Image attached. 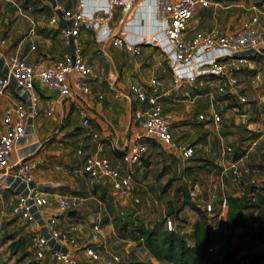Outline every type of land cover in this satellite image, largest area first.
<instances>
[{
    "label": "crops",
    "instance_id": "1",
    "mask_svg": "<svg viewBox=\"0 0 264 264\" xmlns=\"http://www.w3.org/2000/svg\"><path fill=\"white\" fill-rule=\"evenodd\" d=\"M224 1L231 4L234 0ZM244 1L252 3L251 0ZM60 2L65 9H70L75 3L82 2L83 11L86 14L102 6V0H60ZM133 4L132 12L136 11L138 15L148 14L150 10L148 2L133 0ZM251 8L264 11V2L256 1ZM248 10L246 9L247 13ZM224 12L212 13L209 10H198L190 22V28L201 30L204 28V23L210 25L214 23L212 27L217 28L215 19L224 16ZM55 14L51 0H0V77L7 74L6 58L10 55H16L28 62L41 61L44 67H53L62 55L73 53V44H65L57 34V27L66 26L65 21L58 18L57 26H47L48 18ZM109 26L116 27L115 18ZM124 30L125 34L130 36L134 35L135 31H142L136 27L135 22L126 24ZM77 42L83 61L91 68V74L87 80L89 92L82 97V101L70 99L59 102L55 94L45 92L37 83L34 84L36 91L34 104L31 103L28 93L16 87L13 82L0 92V130H2L1 118L6 107L22 101L27 115L24 138L12 148L8 166H13L32 154L35 159L40 158L41 163L33 172L31 187L43 193L48 200V205L42 208L28 201L30 220L17 221L10 215V208L14 196L25 195L24 188L18 180L1 175L0 183L7 186L8 190L0 196V220L8 212L16 223L26 225L30 235L37 230L41 235L46 236L43 222L49 215H55L58 216L57 230L70 234L79 247H83L89 243L91 229L95 224L99 228V245H104L106 242L111 244V241L116 239L113 233L115 227L113 220L117 218L116 214L121 210V206L129 202L115 200L111 204L104 205L103 200L100 199L102 195L105 197L109 193L114 199L115 196L107 187L93 184L82 173L81 160L76 155V151L81 150L85 154L93 153L95 146L91 137L93 134L103 139H110L113 133L119 144L126 139L134 138L138 129L132 114L139 105L133 99L128 100V83L137 84L146 94H150L153 87L149 85V81L145 82L147 73H144L143 77L139 76L137 59L131 58L109 44L98 43L94 33L81 32ZM141 50L143 54H149L152 50L159 53L152 46L144 45ZM255 59V62L252 60V68L261 76L259 85L250 86L247 83H240L238 76L240 77V74L244 72L243 66H239L235 72L238 90L245 95L246 105L238 103L234 96L218 94L213 82H204L205 80L192 88L172 91L170 71L164 68L165 65H161L158 71L159 76L150 77V79L156 78L159 81L157 105L171 123L173 141L177 144L192 146L205 157L194 155L192 159L184 161L172 148H160L151 140L143 139L147 147L146 157L150 155L146 162L154 164V156H151V153L155 154L154 149L158 147L168 156L160 157V160L156 162H163L164 166H168L171 163L170 160L174 161L171 170L176 175V179L181 182L192 178L205 180L207 177L208 180L206 179L207 182L204 185L202 181L199 183V190L203 193L209 191L216 196L217 193L211 190L212 186H216V182L221 185V192L225 197L235 191V187L226 176L229 172L228 160L226 158L223 163L220 162L217 154L221 146H228L230 142L241 145L242 142L238 143L240 139L243 141L251 135L253 129L264 126V115L259 113V104H264V52L261 56H255ZM48 99L53 100L54 105L52 113L46 116L44 113ZM33 109L37 112L36 116H32ZM84 110L88 124L86 127H81L79 112ZM211 113L219 116L218 124H212L209 121L206 124L197 119L201 115L204 120H207ZM254 115L258 119L256 117L251 119ZM260 124L262 126L259 127ZM263 136L262 131L261 137ZM102 147L101 156L111 165L117 166L121 175L127 173L130 175V185L134 193L137 195L138 192L143 191L148 178L144 175L146 163H142L146 157L139 165L130 168L123 165L117 156L109 151L106 140H103ZM204 162H210V164L203 165ZM211 166H217L216 171L210 170ZM230 179L232 182L231 177ZM58 196L77 197L80 199L78 208L64 214H57L54 211V201ZM205 198L202 199L204 203L214 205L212 203L214 198H208L207 201ZM96 208L98 211L93 213ZM129 246L133 247L134 243L133 245L128 243L126 247ZM132 247H129V251H125L126 261L119 264L141 262L136 258L135 249ZM145 254L142 256L143 259L152 260L150 255ZM75 255L78 260H85L80 252H76Z\"/></svg>",
    "mask_w": 264,
    "mask_h": 264
},
{
    "label": "built area",
    "instance_id": "2",
    "mask_svg": "<svg viewBox=\"0 0 264 264\" xmlns=\"http://www.w3.org/2000/svg\"><path fill=\"white\" fill-rule=\"evenodd\" d=\"M51 1L56 14L48 18L47 26H57L58 18L65 21L66 26L57 27V34L65 44H73V53L62 55L53 67H44L41 61L28 62L16 55L8 56L6 58L7 74L0 77V92L13 82L16 87L28 93L31 103L34 104L36 98L34 84L37 83L45 92L55 94L59 102L70 99L82 101V97L89 92L87 80L91 74V68L83 61L77 41L81 32H92L98 43L109 44L133 59L141 56V47L144 45L156 48L162 63L170 71L172 91L192 88L205 80L204 82H213L218 94L234 96L238 103L247 104L245 95L238 90L235 72L239 66L250 71L252 58L261 56L264 52L263 10L251 8L247 18L232 31H221L215 27L200 31L190 28V22L196 11L209 10L212 13L227 11L230 4L224 0H143L149 3L150 10L146 15H138V12H132L134 11L133 0H102V6L94 9L90 14L83 11L82 2H77L70 9H65L60 0ZM113 18L116 22L115 28L109 26ZM131 22H135L136 27L142 31H135L132 36L125 34V25ZM257 82H259L258 74L248 81L250 86H255ZM128 84V100L133 99L139 105L132 114L138 129L137 135L119 144L113 133L110 139H103L93 134L91 137L95 142L94 152L85 154L77 150L76 155L81 160L82 173L93 184L107 187L115 196V200L137 204L139 201L130 185V175L128 173L121 175L117 166L111 165L101 156L103 140L108 142L109 151L117 156L123 165L130 168L139 165L147 155V147L143 139L151 140L160 148H172L184 161L194 157L195 149L173 141L171 123L157 105L159 81L156 78L149 80V85L153 87L150 94H146L137 84L130 82ZM53 105V100L46 101L44 113L46 116L52 113ZM85 112V110L79 112L81 127H86L88 124ZM36 115L37 112L33 109L32 116ZM26 119V110L22 101L8 106L3 111L2 130H0V176L7 175L18 180L25 192L24 196H14L10 208V215L20 222L30 220L28 201L39 208L48 205L46 196L31 187L33 172L40 165V158L35 159L32 154L15 165L8 166L12 148L24 138ZM197 119L206 124L208 121L218 124L220 120L216 113H211L207 120H204L201 115ZM238 146L223 145L217 154L222 163L227 158V170L230 171L232 182H235L236 165L240 161V158L237 159L236 156L250 149L244 145ZM199 186L198 182H193L186 192L190 202L200 201L198 204L204 209L209 239L216 240L218 239L215 236L217 224L222 218L226 219L227 197L222 194L221 185L218 182L216 186L211 187V190L217 193L216 196L209 191L203 193L199 190ZM6 190L8 187L0 183V196ZM202 194H206V198ZM233 196L244 201L247 207H255L260 200H264V185L257 183L245 189L238 188ZM204 198L205 201L208 198H214L212 202L214 205L204 203L202 200ZM79 201L80 199L74 196H58L54 201V211L59 215L73 211L78 208ZM57 224L58 216L49 215L43 222L46 236L41 235L37 230L29 234L31 236L30 250L36 262L77 264L78 259L75 253L80 252L82 257L90 263H120L117 255H101L98 252L100 245L97 224L91 229L89 243L83 247H79L70 234L58 231ZM171 227H173L172 224H168L167 231H172ZM214 248L216 247L211 246L208 252Z\"/></svg>",
    "mask_w": 264,
    "mask_h": 264
},
{
    "label": "rangeland",
    "instance_id": "3",
    "mask_svg": "<svg viewBox=\"0 0 264 264\" xmlns=\"http://www.w3.org/2000/svg\"><path fill=\"white\" fill-rule=\"evenodd\" d=\"M251 1L252 3H247L244 0H234L230 4V8L224 12V16L215 19L217 29L221 31L236 29L241 21L250 14V8L254 5V2H264V0ZM246 9H249L248 13ZM212 25L214 23L211 25L204 23V28L200 31L210 29ZM91 51L93 50L91 49ZM252 60L255 62V57ZM136 63L139 65V76L147 73L144 78L145 82L149 81L150 77L159 76L160 66L164 65L161 56L154 50L149 54H143L141 50V56ZM252 63L250 64L251 68ZM164 68L166 69V67ZM255 74L258 73L253 68L250 71L244 70L242 75L238 76L240 83L249 84V79ZM259 81H261L260 75ZM259 83L257 82L255 86L259 85ZM259 107V113L263 116L264 104H259ZM255 117L258 119L255 115L251 119H255ZM261 124L259 127L262 126ZM253 130L248 138L238 141V143H243L241 146L244 145L246 148L250 147V149L246 153L243 152L236 156L237 159L240 158V161L236 165L237 175L235 182H231L230 171L226 175L230 183L235 187V191L238 188L245 189L251 184L264 185V136L261 137L262 131L264 132V126ZM236 145L235 142H230L228 146L235 147ZM154 150H156L155 154L151 153V156H154V164L146 162L150 155L143 160L144 162L142 161V163H146L144 175L148 178L145 189L137 193L139 202L137 204L126 203L121 206V210L116 214L117 218L113 220L115 225L113 233L116 239L112 240L111 244L106 242L104 245L99 246L98 252L101 255L114 254L119 257L120 262L126 261L127 254L125 251H129L132 247L126 246L128 243H131V245L134 243L132 249H135L136 258L141 261L136 264H168L163 261H155L153 258L152 260L143 259L142 256L145 253L147 255L150 254L142 247L143 240L140 238L145 231L153 230L157 233L167 231L166 227L168 224H172V231L184 236L187 245L191 244V227L198 219V214L191 207L198 208L202 213H204V209L197 202H190L186 190L189 184L193 182L201 183L202 181V185H204L208 179L207 177L205 180L192 178L186 182H181L176 179V175L171 170L174 161L170 160L171 163L168 166H164L163 162H156L160 160V157L168 155H165L158 147ZM195 156L205 157L197 150ZM207 164H210V162H204L203 165ZM215 168L217 166H211L210 170H215ZM235 191L228 194L229 196L227 197H232ZM205 196L206 194H203V197ZM100 199L103 200L104 205L115 201L114 197L109 193L105 197L102 195ZM97 211L98 209L96 208L93 213ZM244 215L249 219V224L233 230L228 228L225 217L224 219L222 218L217 224L215 236L221 239L223 249L232 255V264H243L245 261H247L246 264H264V200H260L255 207H247ZM30 241L31 236L26 225L16 223L6 212L5 216L0 220V264H52L50 261L38 263L34 260L30 250ZM77 264L97 263H89L82 259L78 260Z\"/></svg>",
    "mask_w": 264,
    "mask_h": 264
},
{
    "label": "trees",
    "instance_id": "4",
    "mask_svg": "<svg viewBox=\"0 0 264 264\" xmlns=\"http://www.w3.org/2000/svg\"><path fill=\"white\" fill-rule=\"evenodd\" d=\"M191 208L198 214V219L191 227L190 245H187L184 236L175 232L157 233L150 230L141 234L142 247L153 259L170 264H232V255L223 249L221 239H209L204 214L198 208ZM246 208L244 201L232 197L227 198L226 223L228 228L233 230L249 224V219L244 215ZM211 246L216 248L208 252Z\"/></svg>",
    "mask_w": 264,
    "mask_h": 264
}]
</instances>
